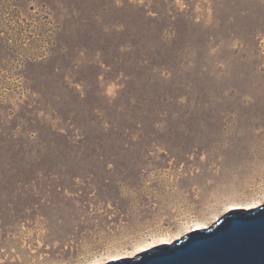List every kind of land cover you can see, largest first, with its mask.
Wrapping results in <instances>:
<instances>
[{
    "label": "rangeland",
    "instance_id": "1",
    "mask_svg": "<svg viewBox=\"0 0 264 264\" xmlns=\"http://www.w3.org/2000/svg\"><path fill=\"white\" fill-rule=\"evenodd\" d=\"M264 204V0H0V264L137 258Z\"/></svg>",
    "mask_w": 264,
    "mask_h": 264
},
{
    "label": "water",
    "instance_id": "2",
    "mask_svg": "<svg viewBox=\"0 0 264 264\" xmlns=\"http://www.w3.org/2000/svg\"><path fill=\"white\" fill-rule=\"evenodd\" d=\"M106 264H264V204L250 211L232 209L211 227Z\"/></svg>",
    "mask_w": 264,
    "mask_h": 264
},
{
    "label": "bare ground",
    "instance_id": "3",
    "mask_svg": "<svg viewBox=\"0 0 264 264\" xmlns=\"http://www.w3.org/2000/svg\"><path fill=\"white\" fill-rule=\"evenodd\" d=\"M248 211H250V210H248Z\"/></svg>",
    "mask_w": 264,
    "mask_h": 264
}]
</instances>
